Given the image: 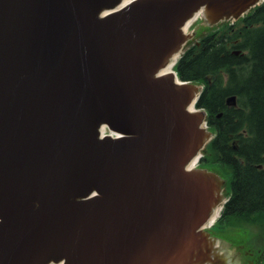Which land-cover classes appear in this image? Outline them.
<instances>
[{
	"label": "water",
	"instance_id": "95a60500",
	"mask_svg": "<svg viewBox=\"0 0 264 264\" xmlns=\"http://www.w3.org/2000/svg\"><path fill=\"white\" fill-rule=\"evenodd\" d=\"M121 1L0 0V264H183L203 246L241 263L243 245L207 229L226 179L185 167L212 134L193 107L203 86L170 58L261 0H134L99 17ZM105 124L123 135L100 137Z\"/></svg>",
	"mask_w": 264,
	"mask_h": 264
},
{
	"label": "trees",
	"instance_id": "16d2710c",
	"mask_svg": "<svg viewBox=\"0 0 264 264\" xmlns=\"http://www.w3.org/2000/svg\"><path fill=\"white\" fill-rule=\"evenodd\" d=\"M175 69L204 85L196 107L216 131L208 149L233 171L220 222L264 211V3L193 42ZM232 95L235 105L227 103Z\"/></svg>",
	"mask_w": 264,
	"mask_h": 264
},
{
	"label": "rangeland",
	"instance_id": "374dc122",
	"mask_svg": "<svg viewBox=\"0 0 264 264\" xmlns=\"http://www.w3.org/2000/svg\"><path fill=\"white\" fill-rule=\"evenodd\" d=\"M226 23L227 22L218 24L203 23L198 28H196L195 35L197 38H199L200 35H204L205 37V34L207 32H209L208 34H210L211 32H214L215 30L221 28ZM202 38L203 37H200L199 39L201 40ZM211 141L212 139L210 141L208 140L205 144V149L202 153V158L206 155H208V157L201 166L211 168L212 170L219 172L221 175H223L226 179L225 185L223 187V192L229 193L231 191V174L233 171L221 160L218 161L216 159L213 150L208 149V146ZM230 194L231 193H229V196ZM229 196L227 197V200L225 199L226 201H228ZM220 214H222V212ZM244 214L247 216H244L242 218H239L237 215L234 214L236 220L234 219V217L231 216L232 218L229 223L227 222V220H224V222L221 223V226L223 227L226 225L224 227L226 231L216 228L218 224L215 227L212 226L211 228L208 225L207 229L208 231L214 234L221 235L235 243L243 245L244 253L240 264H258L259 255L257 253H255L254 255H250L248 254V251L250 250V248L257 249V247L254 246L255 244L252 241V236L254 234L258 235V241L256 245L258 247L264 248V211L247 212Z\"/></svg>",
	"mask_w": 264,
	"mask_h": 264
},
{
	"label": "flooded vegetation",
	"instance_id": "af4514ba",
	"mask_svg": "<svg viewBox=\"0 0 264 264\" xmlns=\"http://www.w3.org/2000/svg\"><path fill=\"white\" fill-rule=\"evenodd\" d=\"M220 188H221V185H220ZM209 234L211 233L209 232ZM210 237H214V236L210 235ZM252 237H253L252 241L255 244L254 246L257 247V249L250 248V250L248 251V254L254 255L255 253H257L259 255L258 264H264V248L258 247L256 245L258 241V235L254 234ZM207 238L209 242V237ZM197 252H198L197 257H193L192 254H190L188 257V260L185 261L183 264H223V262L217 259V257L212 256L213 252H218L216 249L212 247L208 248L207 246H203V248H197ZM230 259L231 261H233L232 257ZM251 264H254V263H251Z\"/></svg>",
	"mask_w": 264,
	"mask_h": 264
},
{
	"label": "bare ground",
	"instance_id": "6f19581e",
	"mask_svg": "<svg viewBox=\"0 0 264 264\" xmlns=\"http://www.w3.org/2000/svg\"><path fill=\"white\" fill-rule=\"evenodd\" d=\"M132 1H134V0H122L121 1V3H119L118 5H116L115 7H113V8H111L110 10L109 9H106V10H104V11H100V13H99V17H102V16H104V15H106V14H108V13H110V12H112V11H114V10H116V9H118V8H120V7H122V6H124V5H126V4H128V3H130V2H132ZM264 3V0H261L256 6H258V5H261V4H263ZM255 6V7H256ZM253 9V8H252ZM251 9V10H252ZM249 12V11H248ZM247 12V13H248ZM246 14V13H245ZM244 14V15H245ZM230 23H233V21L232 22H230ZM209 32H207L206 34H208ZM205 34V35H206ZM198 35V34H197ZM200 37H204V35H200ZM199 37V38H200ZM198 38V40H200ZM194 107V106H193ZM101 134H102V132H101ZM117 134H118V136H121V135H123V132H117ZM47 264H57V262H55V261H53V262H49V263H47Z\"/></svg>",
	"mask_w": 264,
	"mask_h": 264
}]
</instances>
